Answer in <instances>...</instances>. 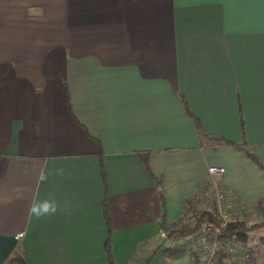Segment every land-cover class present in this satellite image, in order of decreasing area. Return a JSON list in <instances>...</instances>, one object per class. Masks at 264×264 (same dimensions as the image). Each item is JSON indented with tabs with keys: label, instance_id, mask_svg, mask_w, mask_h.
I'll return each instance as SVG.
<instances>
[{
	"label": "crops",
	"instance_id": "obj_1",
	"mask_svg": "<svg viewBox=\"0 0 264 264\" xmlns=\"http://www.w3.org/2000/svg\"><path fill=\"white\" fill-rule=\"evenodd\" d=\"M226 139L264 162V0H0V233L27 264H110L104 198L114 264H163L192 197L264 201Z\"/></svg>",
	"mask_w": 264,
	"mask_h": 264
},
{
	"label": "rangeland",
	"instance_id": "obj_2",
	"mask_svg": "<svg viewBox=\"0 0 264 264\" xmlns=\"http://www.w3.org/2000/svg\"><path fill=\"white\" fill-rule=\"evenodd\" d=\"M229 174L231 173L227 172L225 176ZM233 176L237 182L240 180L239 173H233ZM186 207V221L176 223L172 229L163 230L166 232V238L161 237L168 246L163 263L264 264V228L251 231L245 242L234 239L223 241L213 233L203 234L198 229L186 235L176 233L170 236L172 230L193 228L201 213L205 211L216 213L226 222L239 220L250 225L264 222V201L260 200L258 204L244 207L239 203V196L235 192L220 187L219 190L188 199Z\"/></svg>",
	"mask_w": 264,
	"mask_h": 264
},
{
	"label": "trees",
	"instance_id": "obj_3",
	"mask_svg": "<svg viewBox=\"0 0 264 264\" xmlns=\"http://www.w3.org/2000/svg\"><path fill=\"white\" fill-rule=\"evenodd\" d=\"M198 126L200 129H202L200 122H198ZM226 142L228 144L238 148V149L244 150L246 152V154L251 158V160L254 163H256L264 171V162L261 160V158L258 155L250 152L249 149L246 148V146L244 147L243 145H239V144H237L233 141L227 140V139H226ZM141 158H142L143 162L145 163L147 169L150 171L148 155L147 154L142 155ZM151 174L153 175L152 172H151ZM103 180H104V186L106 188L105 171H103ZM103 206H104V215H105V218H106L107 223H108V237H107V240L105 243V250H106L107 258H108L110 264H114L112 248H111V226H110L109 214H108V209H107L105 198L103 201ZM207 219L214 221L218 225L221 224L220 223L221 218L219 217V215H217L216 213L211 212V211H205V212L201 213V215L199 216V218L197 220L196 225L193 228L172 230L170 232V236H172L176 233H181L184 235H186L188 233H193L195 230L199 229L200 226L202 225V223ZM262 228H264V222L255 223L253 225L248 224L246 221H239V220L226 222V224L224 226H222L221 233L219 235V239L223 240V241L234 239V240H237L240 242H245V241H247L248 235L251 231L259 230ZM263 240H264V238H263ZM14 252H15V250L10 255V257L7 259L5 264H27L26 260L24 259V257L21 254L14 253ZM148 264H149V262H148ZM163 264H165V262Z\"/></svg>",
	"mask_w": 264,
	"mask_h": 264
},
{
	"label": "built area",
	"instance_id": "obj_4",
	"mask_svg": "<svg viewBox=\"0 0 264 264\" xmlns=\"http://www.w3.org/2000/svg\"><path fill=\"white\" fill-rule=\"evenodd\" d=\"M226 169L223 166H210L208 168V173L210 175H212L213 177H222L225 173ZM221 218V224L218 225L216 224L214 221L207 219L205 220L202 225L200 226V228L198 229L200 233L203 234H208V233H213L214 235L218 236L221 233V229L222 226H224L226 224V221H224V219L219 216ZM18 238L22 236V234L17 235ZM161 236L166 238V232L165 231H161Z\"/></svg>",
	"mask_w": 264,
	"mask_h": 264
},
{
	"label": "water",
	"instance_id": "obj_5",
	"mask_svg": "<svg viewBox=\"0 0 264 264\" xmlns=\"http://www.w3.org/2000/svg\"><path fill=\"white\" fill-rule=\"evenodd\" d=\"M19 242L17 235L0 233V264H5Z\"/></svg>",
	"mask_w": 264,
	"mask_h": 264
},
{
	"label": "clouds",
	"instance_id": "obj_6",
	"mask_svg": "<svg viewBox=\"0 0 264 264\" xmlns=\"http://www.w3.org/2000/svg\"><path fill=\"white\" fill-rule=\"evenodd\" d=\"M44 179L46 177L41 176V180L43 181ZM56 210L55 203L47 200L43 202L33 201L29 208L30 215L35 216L37 219L55 213Z\"/></svg>",
	"mask_w": 264,
	"mask_h": 264
}]
</instances>
